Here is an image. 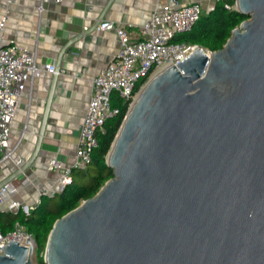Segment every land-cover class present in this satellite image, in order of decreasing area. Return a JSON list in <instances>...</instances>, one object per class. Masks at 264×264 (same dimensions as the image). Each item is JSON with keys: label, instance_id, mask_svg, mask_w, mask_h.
<instances>
[{"label": "water", "instance_id": "95a60500", "mask_svg": "<svg viewBox=\"0 0 264 264\" xmlns=\"http://www.w3.org/2000/svg\"><path fill=\"white\" fill-rule=\"evenodd\" d=\"M61 49L35 161L66 48ZM247 18L223 47L194 46L150 77L106 155L100 189L56 219L44 264H264V0H234ZM0 264H36L35 241L0 246Z\"/></svg>", "mask_w": 264, "mask_h": 264}, {"label": "crops", "instance_id": "0c3cea01", "mask_svg": "<svg viewBox=\"0 0 264 264\" xmlns=\"http://www.w3.org/2000/svg\"><path fill=\"white\" fill-rule=\"evenodd\" d=\"M0 0V17L7 20L0 35L2 44H17L36 54L37 64L56 63L62 47L79 37L97 20L109 0ZM191 2L208 13L216 0H112L101 20L123 25L132 40L141 38L140 27L159 4L179 7ZM41 7V9H40ZM100 20V21H101ZM120 49L113 30L93 31L70 44L63 52L54 87L45 130L37 157L23 175L11 183L16 192L0 206L8 210L10 201L19 207L32 209L39 203L38 191L57 190V180L63 173L47 170V162L56 158L68 166L89 100L91 79ZM52 74L43 72L32 84H27L18 97L15 116L10 126L9 143L14 160L23 164L32 153L44 113ZM16 165L6 161L0 165V181L15 171ZM56 193H59L56 191ZM52 196V195H47ZM11 199V200H10Z\"/></svg>", "mask_w": 264, "mask_h": 264}, {"label": "built area", "instance_id": "2783aa9c", "mask_svg": "<svg viewBox=\"0 0 264 264\" xmlns=\"http://www.w3.org/2000/svg\"><path fill=\"white\" fill-rule=\"evenodd\" d=\"M11 1L13 0H7L6 3ZM52 1L61 3L69 0ZM225 7L231 8L228 5ZM232 8L235 9V4ZM201 14V6L197 2L179 7L159 4L140 27L141 38L138 40H132L123 25L114 24L109 20L99 21L95 29L100 32L113 30L120 49L91 79L90 96L79 129L73 161L68 166L56 158L47 162L49 171L64 169L57 180L56 191L61 192L71 182L72 168H84L89 164L91 153L97 147L96 131L101 129L106 119L119 113L117 107L111 106L112 93L116 92L120 99L128 102L129 108L138 90L150 77L158 73L159 68L176 65L188 56L194 46L173 43L172 40L175 35L190 31ZM6 20L7 14L4 13L0 17V35ZM43 72L55 73V64L44 63L39 66L34 52L13 43L4 45L0 41V165L6 161L14 163L16 168L22 165L20 160L15 161L12 156L14 148L9 143L10 126L20 93ZM60 73L62 70L57 72ZM137 85L139 88L135 91ZM56 191L39 190L38 193L53 195ZM15 192L16 188L11 182L0 187V206ZM18 208L19 204L13 200L7 206L8 210ZM29 210L27 207L23 209L26 214ZM27 234L24 227L16 222L10 232L0 234V246L3 248L9 241L26 245Z\"/></svg>", "mask_w": 264, "mask_h": 264}, {"label": "trees", "instance_id": "16d2710c", "mask_svg": "<svg viewBox=\"0 0 264 264\" xmlns=\"http://www.w3.org/2000/svg\"><path fill=\"white\" fill-rule=\"evenodd\" d=\"M226 5L231 8H226ZM233 5L234 0H216L211 11L202 13L190 31L175 35L172 42L199 46L211 52L221 49L232 29L247 18L233 9ZM138 88L139 85L135 91ZM111 106L117 107L119 113L106 119L101 129L96 131L97 147L91 153L89 164L85 168H72L71 182L61 192L41 196L39 203L28 214L21 207L16 211H0V234L10 232L16 222L22 225L35 241L36 264H44L46 239L54 221L77 207L81 201L92 197L112 177V171L106 165V155L128 109V102L113 92ZM74 173L86 177V181L74 180Z\"/></svg>", "mask_w": 264, "mask_h": 264}, {"label": "rangeland", "instance_id": "374dc122", "mask_svg": "<svg viewBox=\"0 0 264 264\" xmlns=\"http://www.w3.org/2000/svg\"><path fill=\"white\" fill-rule=\"evenodd\" d=\"M205 51H207L206 49H204ZM86 167V166H85ZM84 167V168H85ZM72 177H73V179L74 180H76V181H79V182H84V181H86V177H84V176H82L81 174H78V173H74V174H72Z\"/></svg>", "mask_w": 264, "mask_h": 264}, {"label": "bare ground", "instance_id": "6f19581e", "mask_svg": "<svg viewBox=\"0 0 264 264\" xmlns=\"http://www.w3.org/2000/svg\"><path fill=\"white\" fill-rule=\"evenodd\" d=\"M163 69H164L163 67L159 68L158 72H160V71L163 70Z\"/></svg>", "mask_w": 264, "mask_h": 264}]
</instances>
